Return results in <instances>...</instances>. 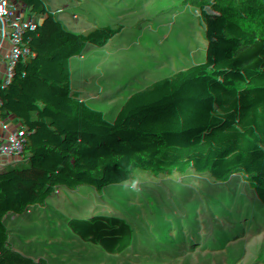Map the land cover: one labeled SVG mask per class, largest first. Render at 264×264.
Listing matches in <instances>:
<instances>
[{"label": "trees", "instance_id": "1", "mask_svg": "<svg viewBox=\"0 0 264 264\" xmlns=\"http://www.w3.org/2000/svg\"><path fill=\"white\" fill-rule=\"evenodd\" d=\"M79 1L53 0L50 14L48 0H0L10 48L0 90L12 94L31 78V62L75 46L64 39L73 20L81 44L181 93L142 132L160 145L166 192L91 226L69 255L32 225L30 192L81 160L29 164L0 121V264H264V3L87 0L72 19Z\"/></svg>", "mask_w": 264, "mask_h": 264}, {"label": "rangeland", "instance_id": "2", "mask_svg": "<svg viewBox=\"0 0 264 264\" xmlns=\"http://www.w3.org/2000/svg\"><path fill=\"white\" fill-rule=\"evenodd\" d=\"M33 78L25 116L2 131L29 164L81 160L30 192L32 225L72 255L91 226L165 194L160 145L142 132L159 126L181 93L159 76L144 82L121 71L105 51L81 43L40 60ZM125 181H139L138 190Z\"/></svg>", "mask_w": 264, "mask_h": 264}, {"label": "built area", "instance_id": "3", "mask_svg": "<svg viewBox=\"0 0 264 264\" xmlns=\"http://www.w3.org/2000/svg\"><path fill=\"white\" fill-rule=\"evenodd\" d=\"M44 1V0H43ZM50 5V14H55L58 10V6L55 3H52L53 0H48ZM87 0H80L79 3L73 8L70 12V15L73 19L76 12L80 8V6L85 3ZM62 7V5L60 6ZM25 8L27 10L33 9V4L26 3ZM5 33L0 31V65L4 69H8L6 63V57L4 55V50L10 49L5 42ZM84 37V32L81 27L77 24L73 23V20L70 21L69 25L66 27L64 32V39H68L69 41L72 39H78L76 44H79ZM75 44V45H76ZM36 53L35 48L26 47L23 49L24 54L28 53ZM49 55L46 54L41 57V60H47ZM40 61V60H39ZM39 61H34L30 63V67L32 69V76L29 80L25 82V84L19 87L15 92L10 95H6L3 90H0V121L5 122L12 119H20L25 116V101L29 95V90L33 81V70L35 69L37 63ZM1 151V150H0Z\"/></svg>", "mask_w": 264, "mask_h": 264}, {"label": "clouds", "instance_id": "4", "mask_svg": "<svg viewBox=\"0 0 264 264\" xmlns=\"http://www.w3.org/2000/svg\"><path fill=\"white\" fill-rule=\"evenodd\" d=\"M138 184L139 181H133L131 182V184H129V182L125 181L123 182V187H125L126 189L132 190V191H136L138 190Z\"/></svg>", "mask_w": 264, "mask_h": 264}, {"label": "crops", "instance_id": "5", "mask_svg": "<svg viewBox=\"0 0 264 264\" xmlns=\"http://www.w3.org/2000/svg\"><path fill=\"white\" fill-rule=\"evenodd\" d=\"M8 141V140H7ZM9 143V142H8Z\"/></svg>", "mask_w": 264, "mask_h": 264}]
</instances>
